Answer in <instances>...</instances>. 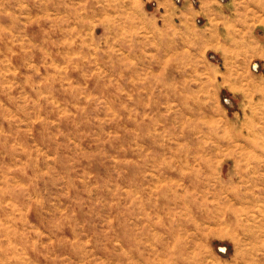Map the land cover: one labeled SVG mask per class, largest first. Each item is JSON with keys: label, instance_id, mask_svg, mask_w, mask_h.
Returning <instances> with one entry per match:
<instances>
[{"label": "rangeland", "instance_id": "374dc122", "mask_svg": "<svg viewBox=\"0 0 264 264\" xmlns=\"http://www.w3.org/2000/svg\"><path fill=\"white\" fill-rule=\"evenodd\" d=\"M262 87L264 0H0V264H264Z\"/></svg>", "mask_w": 264, "mask_h": 264}, {"label": "bare ground", "instance_id": "6f19581e", "mask_svg": "<svg viewBox=\"0 0 264 264\" xmlns=\"http://www.w3.org/2000/svg\"><path fill=\"white\" fill-rule=\"evenodd\" d=\"M88 1H90V0H88ZM257 97H262L264 99V87L255 88L254 93L251 94V96L249 97V100L253 101ZM246 137L247 136H244V138H246ZM242 169H243L242 167H238V172H241V174H245L242 171ZM226 192L229 195H231L230 199L233 201L232 204H226L224 206V210L222 211V214H224L226 219H231V218L237 217V220H239L238 216L240 217V215L242 214L243 217H241V218H244L247 221H250V220L256 221L257 214L255 213L256 212L255 207L257 205V200H258L256 196L252 195L250 197L247 194H242L238 188L227 189ZM215 197H216V200H218V194H215ZM244 202H247V204L243 205ZM236 203H241L242 206L239 208H236L234 206ZM202 204H208L207 198H204V200L202 201ZM258 213H260V211H258ZM202 218L203 219L209 218V211L207 209H204V211L202 213ZM262 219L264 220V217H262ZM259 226L264 227V221H260ZM262 237H264V234L262 235ZM259 238H261V237H259Z\"/></svg>", "mask_w": 264, "mask_h": 264}]
</instances>
